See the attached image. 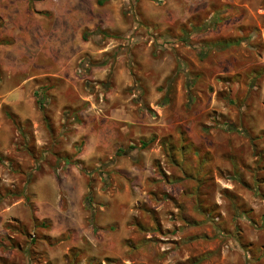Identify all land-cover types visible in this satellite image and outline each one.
<instances>
[{
  "label": "rangeland",
  "instance_id": "1",
  "mask_svg": "<svg viewBox=\"0 0 264 264\" xmlns=\"http://www.w3.org/2000/svg\"><path fill=\"white\" fill-rule=\"evenodd\" d=\"M33 1L37 3L31 11L35 30L29 35L22 30L24 17L8 11L18 9L20 2L0 0V205L24 193L23 203L32 208L36 195L32 183H36L37 192H55L58 206L64 209L84 205L99 211L104 206L103 212L95 213L105 217L100 221L115 218L126 228L131 222L142 224L144 228L138 227L136 234L131 229V235L143 238L154 217L151 202L158 203L153 194L161 191L158 183L149 182L147 172L153 166L156 171L157 166L147 151L155 141L160 162L163 148L173 145V140L142 135L149 144L141 148L137 136L121 133L118 115L131 113L160 126L162 120L175 123L185 118L188 109L198 108L196 97L215 88L211 80L217 79L214 60L218 56L214 48H206L205 37L194 36L199 33L229 43L214 50L224 51L227 62L237 57L238 72L232 77H264V0ZM49 15L59 27L70 17L79 20L68 28L71 38L65 41L57 36V47L48 30L41 29ZM14 23H19L20 30ZM123 27L128 31L121 32ZM182 46L208 62L199 67L198 84L186 63H181L178 50ZM225 60L221 66L227 65ZM183 76L181 89L186 87L187 92L178 100ZM12 91L18 93L16 110L2 100ZM36 100L42 101V110ZM212 108L206 116L187 121L196 125L200 119L216 120L218 113ZM11 110L22 118L19 123ZM9 112L13 126L4 116ZM9 130L15 148L7 151L4 132ZM97 136L105 140L103 151L98 150ZM132 145L136 148L128 149ZM117 146L127 154L118 152ZM173 157L177 160V154ZM114 158L122 166L118 170L110 163ZM78 188L84 189L80 196L73 193ZM96 217L93 214L91 221ZM42 230L12 223L11 231L19 237L3 233L0 246L19 249L13 264H22V257L24 264H44L35 250Z\"/></svg>",
  "mask_w": 264,
  "mask_h": 264
},
{
  "label": "crops",
  "instance_id": "2",
  "mask_svg": "<svg viewBox=\"0 0 264 264\" xmlns=\"http://www.w3.org/2000/svg\"><path fill=\"white\" fill-rule=\"evenodd\" d=\"M13 1L20 2V7L8 11L24 17L22 30L31 35L35 30L31 11L37 5L36 1ZM99 1L91 0V3ZM82 2L84 0H70L71 4ZM50 16L41 29L48 30L52 45L57 47V36L64 37L65 41L71 38L73 35L68 28L79 20L70 17L59 27L55 17ZM85 20L89 21L88 18ZM11 27L15 28V25ZM17 29L20 30V25ZM124 30L126 28H120L121 32L128 31ZM200 35L206 42L220 39L208 38L204 32L194 36ZM178 51L181 63H186L194 78H198V84L199 67L206 62L200 61L189 47L182 46ZM212 52L218 55L214 60L217 79L211 80L215 88L196 97L198 108L188 109L185 118L175 123L162 120L160 126H154L149 118L141 121L131 113L118 115L120 121L116 124L126 136H137L139 141L145 140L142 135L169 137L177 146L175 164L165 157V153L160 162L157 160L159 148L155 147V141L150 143L147 151L153 155L149 157L155 159L157 166L156 171L153 166L147 172L149 182L158 183L161 191L153 194L158 203L151 202L154 217L143 238L131 235V229L134 234L137 232V222L129 223L126 228L114 217L100 221L98 219L105 217H96L95 213L103 212L104 206L99 211L88 210L84 205H69L64 209L58 206L55 192L45 195L46 192L39 190L40 194L36 191V183H32V192L36 194L32 208L23 203L26 201L24 193H16L11 202L0 205V236L7 233L11 238L19 237L8 228V224L16 222L24 229L34 230L41 226L43 230L37 234L35 250L42 255L44 264H264V77L258 80L255 76L232 77L238 72V66L234 64L237 57L227 62L222 56L224 51L212 49ZM223 60L227 65L221 66ZM218 76L226 78L223 80ZM179 82L178 100H181L187 92L186 87L181 89L184 76ZM13 91L2 100L16 110L18 93ZM211 108L218 113L216 120L203 122L199 118L201 122L196 125L187 121L195 116H206ZM14 110L11 111L19 123L22 118ZM9 114L11 112L4 116L11 124L12 115ZM4 138L3 148L14 150L10 130L4 132ZM97 139L101 144L98 150H105V140L99 136ZM118 162L114 158L110 163L118 170L122 167L117 166ZM83 191L78 188L73 193L80 196ZM85 212H89L88 215ZM93 214L94 222L91 221ZM10 248L0 246V264H13V255L19 249ZM21 260L24 264L23 257Z\"/></svg>",
  "mask_w": 264,
  "mask_h": 264
},
{
  "label": "trees",
  "instance_id": "3",
  "mask_svg": "<svg viewBox=\"0 0 264 264\" xmlns=\"http://www.w3.org/2000/svg\"><path fill=\"white\" fill-rule=\"evenodd\" d=\"M103 1L104 0H100L99 1V4H102ZM104 35H107V33L105 32ZM228 45H229V43H225L223 41L205 42V46L207 48H211V49L214 48V49H220L221 50V49H224L225 47H227ZM36 101H37L38 107L42 110L44 108V106L42 104V101H40V100H36ZM9 115H11V114H9ZM152 140L153 139H151L150 141H152ZM139 144H140L139 147L144 148V147L148 146L149 142H147L146 140H140L139 141ZM172 144H173V142H172ZM134 148H136V147L132 145V146H129L128 149H134ZM117 151L118 152H122V154H124V155L127 154V152L125 150H121L119 148H118ZM163 151H164L165 156H166L167 159H170L171 162H176V160L174 161V157H173V155H175L176 154V151H177V146L176 145H174V144L173 145H169L168 147L163 148ZM16 225L19 228H22V225L20 223L16 222ZM137 225L139 227V230H141L142 228H144V226L142 224L141 225L140 224H137ZM8 228L11 229V225L10 224H8ZM22 229H24V228H22ZM127 243H129V242H127ZM130 247H132V245H130Z\"/></svg>",
  "mask_w": 264,
  "mask_h": 264
}]
</instances>
